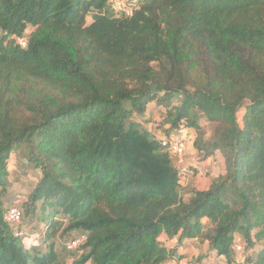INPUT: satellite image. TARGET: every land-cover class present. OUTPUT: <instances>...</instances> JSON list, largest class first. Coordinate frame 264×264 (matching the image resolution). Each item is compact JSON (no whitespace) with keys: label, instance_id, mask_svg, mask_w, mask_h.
<instances>
[{"label":"trees","instance_id":"16d2710c","mask_svg":"<svg viewBox=\"0 0 264 264\" xmlns=\"http://www.w3.org/2000/svg\"><path fill=\"white\" fill-rule=\"evenodd\" d=\"M129 1L132 16L109 0H0V264H164L195 238L227 264L241 238L245 264H264V0ZM150 103L164 133L184 122L201 159L225 158L189 199L133 117ZM22 147L41 172L21 207L45 225L30 248L4 218ZM77 234L74 259L59 244Z\"/></svg>","mask_w":264,"mask_h":264},{"label":"built area","instance_id":"2783aa9c","mask_svg":"<svg viewBox=\"0 0 264 264\" xmlns=\"http://www.w3.org/2000/svg\"><path fill=\"white\" fill-rule=\"evenodd\" d=\"M109 4L112 11L117 15L132 16L136 10L134 1L109 0ZM18 43L23 47L26 46V40L24 38L19 39ZM157 139L162 148L169 154L174 166L178 170L181 182L183 179H187L192 173L190 157L193 154V148L186 124L184 122L180 123L177 128L170 130L167 133H163L162 136ZM197 170L198 173H204V170ZM4 218L14 236L24 237L26 235V231L22 227L24 214L20 206H9L5 212ZM35 238L40 240L42 238V234L35 233ZM87 239V236L84 234L75 235L66 242V249L79 258L87 251ZM246 256L247 252L245 245L236 242L234 244V257L232 264H245ZM168 262H170V264H200L194 261L183 260H173V262L169 260Z\"/></svg>","mask_w":264,"mask_h":264},{"label":"rangeland","instance_id":"374dc122","mask_svg":"<svg viewBox=\"0 0 264 264\" xmlns=\"http://www.w3.org/2000/svg\"><path fill=\"white\" fill-rule=\"evenodd\" d=\"M158 107L159 106H157V105H152L150 107L151 108L150 111H152V114H153L152 116L154 117V119L148 118V119H146V121L142 120L143 122H150V124H148V128L153 129V131L158 129V126H159V123H160V120H161L162 114H163L160 111L162 109L158 108ZM140 116H142L140 114V112H136V114L133 115V117L135 119H140ZM201 124L206 131V138H208V139L211 138L214 135V130H215L216 125L208 122L206 119H202ZM194 157L196 159L195 162L197 164H199L200 161H202L199 159V158H201V156L197 155V153H194L192 158H194ZM217 161L218 160H216L215 162H217ZM195 162L190 161L191 164H194ZM220 164L221 163H218L216 166L220 167ZM10 169L12 170V183L10 186L11 198L6 199V204L8 207L11 205H18V206L22 207V203L27 200L29 193L33 190L36 183L40 180L41 172L37 167H35L31 162H29L27 160L26 151H25L24 147L18 149L15 152V155L13 156V160L10 163ZM213 172H214V168H212V166H210V168L208 166H205V174L201 175V177H203L202 178L203 181H201V180L199 181L197 178H195L197 176L198 172H194V169L192 167V173L189 176L190 177V183L189 184H191V185L188 188H192L195 185H198L199 187H203L202 184H203L204 180L208 181V177H210L209 175L212 174ZM185 180L186 179H183L182 183H184ZM204 186H206V185H204ZM188 192L189 191H183L182 192L183 196L185 194H187ZM22 227L26 231V235L20 239H23L25 241L28 240L29 242H31V240L33 239L32 233H36V232L42 233L45 225L35 223L32 220L27 221L26 219H24L23 223H22ZM69 238L64 239L59 244V249L61 250L62 254H64V255L69 254L68 250L66 249V246H65V244ZM238 240L242 241L241 238H239ZM241 241H238V243H240ZM41 248H43V247H41ZM247 253L249 255L252 253V251L248 250ZM69 256H70V254H69ZM71 257L74 258L75 256L71 255ZM72 258L69 257V261H68L69 263L72 261L71 260Z\"/></svg>","mask_w":264,"mask_h":264},{"label":"crops","instance_id":"0c3cea01","mask_svg":"<svg viewBox=\"0 0 264 264\" xmlns=\"http://www.w3.org/2000/svg\"><path fill=\"white\" fill-rule=\"evenodd\" d=\"M152 105H156L155 103H150L147 107V110L145 112L144 115L140 116V119H138L147 129H149L150 131H153V129L148 128V124H150V122H143L142 120L148 119V118H152L154 119V117L152 116V111L151 110V106ZM158 106V105H157ZM161 108L162 110H160L162 113H164V108L163 107H158ZM163 115V114H162ZM154 134H156L157 138H160L162 136V134L164 133L162 131L161 128L156 129L155 131H153ZM195 151H193L192 156L190 157V161L195 162L196 159L195 157H193ZM198 155V154H197ZM200 163L197 164L196 162L194 164H191L194 172H198L197 169H201L204 170L205 174V166H208L210 168V166H212V168H214V172L212 174H210L208 177V181L203 182V187H199L198 185L195 186H191L192 188H188L191 184L190 183V177H188L184 183H182V192L183 191H189L187 194L184 195L185 199H189V197L192 195V191L193 190H205L209 187V184L211 183V180L215 177H218L220 175H223L225 173V158L223 156V154L221 153V151H216L215 154L207 159H201L199 158ZM216 160H218L217 162H215ZM218 163L220 164L219 166H216ZM205 165V166H204ZM202 173H197V176L195 178H197L199 181H203L201 177V175H203ZM206 185V186H204ZM183 195V194H182ZM204 221H206L204 219ZM32 237L33 239L31 240V242H29L28 240H23L22 242L26 245V247L30 248L32 246H36L39 245L38 244V239L35 238V233H32ZM160 240L169 248L174 247L178 241L177 238H171L168 239L165 235H162L160 237ZM201 257V258H200ZM173 260H183V261H194V262H198L200 264H227L226 260L224 257L222 256H218L216 254V252H211L209 251V247H208V242H204L200 239H186L184 240L178 247L177 249V254L174 258H172ZM90 264V263H88ZM164 264H170V262H166Z\"/></svg>","mask_w":264,"mask_h":264},{"label":"clouds","instance_id":"9594fccd","mask_svg":"<svg viewBox=\"0 0 264 264\" xmlns=\"http://www.w3.org/2000/svg\"><path fill=\"white\" fill-rule=\"evenodd\" d=\"M43 232V231H42ZM36 233H38V232H36ZM40 234H42V233H40ZM78 235V234H77ZM19 238H23V237H19ZM75 256V255H74ZM74 259H78L76 256L74 257ZM72 260V259H71Z\"/></svg>","mask_w":264,"mask_h":264}]
</instances>
